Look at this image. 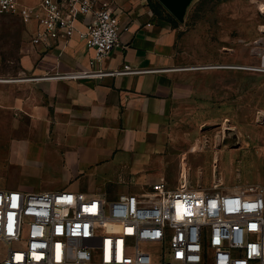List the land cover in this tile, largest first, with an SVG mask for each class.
<instances>
[{
    "label": "crops",
    "instance_id": "0c3cea01",
    "mask_svg": "<svg viewBox=\"0 0 264 264\" xmlns=\"http://www.w3.org/2000/svg\"><path fill=\"white\" fill-rule=\"evenodd\" d=\"M111 1L123 28L120 44L94 69L130 65L142 72L47 78L90 68L93 50L77 36L64 49L63 40L31 42L18 65L0 73L9 79L0 81V189L115 198L152 182L168 184L172 176L178 182L168 185L176 188L190 170L185 160L196 150V134H220L236 105L237 80L251 84V69L236 65L252 64L251 30L234 35V21L227 38L213 36L212 58L204 60L191 49L189 18L174 23L149 0ZM232 128L224 134H234ZM29 163L53 172L54 186L20 184Z\"/></svg>",
    "mask_w": 264,
    "mask_h": 264
},
{
    "label": "built area",
    "instance_id": "2783aa9c",
    "mask_svg": "<svg viewBox=\"0 0 264 264\" xmlns=\"http://www.w3.org/2000/svg\"><path fill=\"white\" fill-rule=\"evenodd\" d=\"M37 28L35 45L75 36L93 50L91 67L44 77L80 79L142 72L124 65L94 69L120 44L123 28L111 0H0ZM124 29H127L125 27ZM246 68L264 70V67ZM9 79L0 78V81ZM0 264H264V179L238 190L164 181L116 198L62 189H0Z\"/></svg>",
    "mask_w": 264,
    "mask_h": 264
},
{
    "label": "rangeland",
    "instance_id": "374dc122",
    "mask_svg": "<svg viewBox=\"0 0 264 264\" xmlns=\"http://www.w3.org/2000/svg\"><path fill=\"white\" fill-rule=\"evenodd\" d=\"M21 1L27 6L39 2ZM263 3L264 0H196L186 16V20L189 18L187 26L188 35L192 37V51L199 52L204 60H210L212 47L217 44L213 36L220 34L221 39L227 38L235 21L234 35L245 29L251 30L253 37L252 64L236 65L261 67L259 53L264 40L259 38L264 34ZM247 21L251 22L250 25ZM36 28L35 20L26 22L19 14L0 13V73L18 65L22 50L31 44ZM238 83L239 80L234 92L236 105L230 108V117L220 123V134H196L193 140L188 139L197 145L194 154L185 160L190 169L191 185L195 188L238 190L264 179V70L251 69V84ZM221 96L226 98V92ZM228 127H233L234 134H224ZM197 169L201 170L198 172ZM52 173L29 163L24 167L20 184L27 187L54 186L56 182ZM177 182L176 176L168 180L172 186ZM5 252L6 246L0 244V258Z\"/></svg>",
    "mask_w": 264,
    "mask_h": 264
},
{
    "label": "water",
    "instance_id": "95a60500",
    "mask_svg": "<svg viewBox=\"0 0 264 264\" xmlns=\"http://www.w3.org/2000/svg\"><path fill=\"white\" fill-rule=\"evenodd\" d=\"M180 23H184L187 13L196 0H158Z\"/></svg>",
    "mask_w": 264,
    "mask_h": 264
},
{
    "label": "trees",
    "instance_id": "16d2710c",
    "mask_svg": "<svg viewBox=\"0 0 264 264\" xmlns=\"http://www.w3.org/2000/svg\"><path fill=\"white\" fill-rule=\"evenodd\" d=\"M149 3L155 12L160 15H162L164 12L172 19L174 23H178V21L164 8V6L158 0H149Z\"/></svg>",
    "mask_w": 264,
    "mask_h": 264
},
{
    "label": "bare ground",
    "instance_id": "6f19581e",
    "mask_svg": "<svg viewBox=\"0 0 264 264\" xmlns=\"http://www.w3.org/2000/svg\"><path fill=\"white\" fill-rule=\"evenodd\" d=\"M198 148V147H197ZM218 173V172H217Z\"/></svg>",
    "mask_w": 264,
    "mask_h": 264
}]
</instances>
